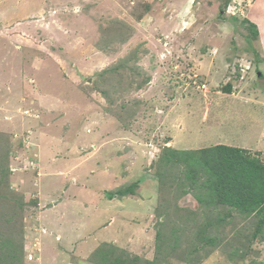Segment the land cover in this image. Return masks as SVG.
I'll return each mask as SVG.
<instances>
[{"label":"rangeland","instance_id":"1","mask_svg":"<svg viewBox=\"0 0 264 264\" xmlns=\"http://www.w3.org/2000/svg\"><path fill=\"white\" fill-rule=\"evenodd\" d=\"M263 5L0 0V264H264V203L173 152L264 165Z\"/></svg>","mask_w":264,"mask_h":264},{"label":"trees","instance_id":"2","mask_svg":"<svg viewBox=\"0 0 264 264\" xmlns=\"http://www.w3.org/2000/svg\"><path fill=\"white\" fill-rule=\"evenodd\" d=\"M246 22L252 29V36H258L256 25L252 24L251 21ZM226 92L230 93V87L226 89ZM173 152L175 153L174 156H184L188 165L192 166L198 173L203 176H211V180H218L220 185L216 189L219 190L222 187L224 196L227 199H232L230 202L238 199L236 206L240 205L238 203H248L251 195L257 206L264 203V165L249 159L245 155V150L217 145L197 151ZM186 174L187 177L191 178L192 171H188ZM247 187L249 189H246ZM255 192L260 194L258 198H256ZM118 194L125 196L126 194H135V191L130 188L119 191ZM236 194H242L243 198L240 195L236 196ZM108 196L112 197V194H108ZM247 196H249L248 199ZM239 198L244 199L245 202ZM99 261L103 262L101 259Z\"/></svg>","mask_w":264,"mask_h":264},{"label":"crops","instance_id":"3","mask_svg":"<svg viewBox=\"0 0 264 264\" xmlns=\"http://www.w3.org/2000/svg\"><path fill=\"white\" fill-rule=\"evenodd\" d=\"M264 6V5H263ZM249 21H251L252 23H255V25H256V23H261V24H258V25H256V27H257V30H258V36H259V38H258V49H259V51H258V53H259V56H260V61H261V63L260 64H262V65H264V8H258V7H255L254 8V10H253V14H252V17L250 18V20ZM260 47V48H259ZM264 104V103H263ZM263 107H264V105H263ZM264 110V109H263ZM261 115H263V113L261 114ZM264 116V115H263ZM262 129V132L260 131V134H262L263 133V136H261V138H260V141L258 142L259 143V145L260 146H258L259 148H261L262 147V145L264 146V132H263V130H264V126H263V128H261ZM249 130H251L250 128H249ZM251 133H253V132H251ZM259 134V135H260ZM114 198V197H113ZM112 198V199H113ZM115 199V198H114ZM108 201V200H107ZM114 222H115V219H113V221L112 222H110L109 223V225L106 227L107 228V230L105 231L106 232V234L108 235L109 234V232L111 231L112 233H113V230H112V225L114 224ZM109 231V232H108ZM115 234V233H114ZM106 236V235H105ZM106 239V240H105ZM105 239H103V242L105 241V242H109L108 244H109V246H112V247H116V249H121V248H123V249H125V250H128V251H130V252H133V248H131V247H129V244H127V242H124V243H122V242H120L119 240L117 241V240H115V238H113V239H109V238H105ZM128 240V239H127ZM126 240V241H127ZM128 243H129V241H128ZM87 246V245H86ZM97 251V250H96Z\"/></svg>","mask_w":264,"mask_h":264},{"label":"clouds","instance_id":"4","mask_svg":"<svg viewBox=\"0 0 264 264\" xmlns=\"http://www.w3.org/2000/svg\"><path fill=\"white\" fill-rule=\"evenodd\" d=\"M260 75H261V74H259L258 76L261 77Z\"/></svg>","mask_w":264,"mask_h":264},{"label":"built area","instance_id":"5","mask_svg":"<svg viewBox=\"0 0 264 264\" xmlns=\"http://www.w3.org/2000/svg\"><path fill=\"white\" fill-rule=\"evenodd\" d=\"M205 87V85H203Z\"/></svg>","mask_w":264,"mask_h":264}]
</instances>
